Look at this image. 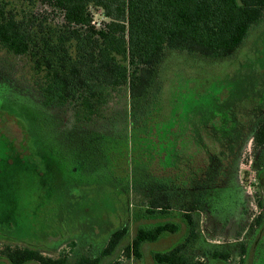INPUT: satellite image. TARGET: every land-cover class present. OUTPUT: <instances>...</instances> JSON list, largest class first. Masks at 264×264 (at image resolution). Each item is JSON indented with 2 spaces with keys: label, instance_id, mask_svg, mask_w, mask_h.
Segmentation results:
<instances>
[{
  "label": "trees",
  "instance_id": "16d2710c",
  "mask_svg": "<svg viewBox=\"0 0 264 264\" xmlns=\"http://www.w3.org/2000/svg\"><path fill=\"white\" fill-rule=\"evenodd\" d=\"M41 1L59 13L62 23L46 25V21L34 16L19 17L0 8V47L26 56L32 63L34 71L41 75L40 90L46 107H66L86 121H101L102 139L96 144L115 172L116 192L128 195L126 166L134 159L130 155L132 146L143 149L159 165L150 170L148 166L147 180L163 195L139 211L140 219L158 221L137 228L124 248L125 257L140 260L142 244L183 232L180 244L153 254L154 262L205 264L188 258L183 250L188 243L200 240L195 217L199 216L197 212H211L209 192L214 180L231 178L232 167L223 161L222 149L216 146L219 137L209 131L210 113L220 109L225 97L215 99L217 103L203 108L197 117L191 116L184 135L175 143L169 141L168 145L165 139L161 142L158 132L168 125L167 113L178 119L179 108L171 93L166 94L159 68L169 51L197 56L202 61L227 58L264 18V0ZM96 13L102 21H94ZM235 91L236 87L232 96H237ZM114 94L119 101L109 108ZM37 112L42 117L46 114ZM51 121L52 134L60 132L59 123ZM170 123L168 132L178 121ZM16 127L20 129L18 124ZM263 145L264 120L254 134V146ZM121 173L126 177H119ZM171 196L187 205L184 212L171 211ZM129 225L127 222L111 233L100 257H81L74 264H99L128 235ZM205 242L201 240V245L210 247ZM28 246L0 248V264L65 263V259L45 257L37 247ZM203 255H209V260L226 261L229 252L215 249Z\"/></svg>",
  "mask_w": 264,
  "mask_h": 264
},
{
  "label": "rangeland",
  "instance_id": "374dc122",
  "mask_svg": "<svg viewBox=\"0 0 264 264\" xmlns=\"http://www.w3.org/2000/svg\"><path fill=\"white\" fill-rule=\"evenodd\" d=\"M0 8L19 17L34 16L46 21V25L62 23L59 13H54L41 0H0ZM94 21H102L99 13L95 14ZM261 30L264 31V18L251 28L240 48L223 59L202 61L197 56L167 52L159 68L160 81L166 94L171 93V98L178 101L179 117L176 119L175 114L167 113L168 125L158 132L161 142L165 139L168 145L169 141L175 143L177 137L184 135L191 116L197 117L203 108L209 109L218 97L232 95L234 87L251 86L253 70L264 62V47L256 62H247L253 59L254 39ZM40 77L26 56L14 55L0 47V248L31 245L45 257L74 264L81 257H100L111 233L128 222L131 224L128 235L99 264L117 261L119 264H156L153 254L178 245L183 240V232L142 244L140 260L125 257L124 248L139 226L158 221L139 217V211L147 208L153 198L163 195L153 183L149 186L147 180L148 166L149 170L154 169L158 163L151 161L143 149L132 146L130 155L137 162L133 159L126 166L130 181L128 195L116 192L115 172L98 147L103 133L101 121H86L66 107H46ZM118 101L114 94L109 108L117 106ZM37 109L46 113L42 114L44 117L36 113ZM51 119L61 128L54 135L50 130ZM176 121L178 124L168 132L170 122ZM252 144L250 140L246 143L238 162L237 183L241 195L230 176L214 180V188L209 192L211 212H197L199 216L195 220L200 240L186 245L183 253L188 258L207 264L213 260L203 253L217 249L229 252L225 264H264V166L259 179L256 149ZM77 161L79 164L74 166ZM169 201L171 211L186 210L187 205L178 199L171 196ZM86 205L87 209L83 210ZM201 240L210 247L201 245Z\"/></svg>",
  "mask_w": 264,
  "mask_h": 264
},
{
  "label": "flooded vegetation",
  "instance_id": "af4514ba",
  "mask_svg": "<svg viewBox=\"0 0 264 264\" xmlns=\"http://www.w3.org/2000/svg\"><path fill=\"white\" fill-rule=\"evenodd\" d=\"M254 42L256 43V47L253 48V59H248L247 62H256L260 58V51L264 47L262 45L264 43V31L261 30L257 34ZM244 64L239 65V68H242ZM259 67V69L253 70L254 80L251 86L247 89L237 88V91H235L237 96L230 95L223 98L220 103V109L212 110V115L210 116L211 124L209 125V131L216 133L219 137L216 146L222 149L220 152L224 154L223 161H226L232 167L231 178L234 181L238 195L241 190L237 183V170L241 153L249 140L254 146V134L258 131L260 123L264 120V62L260 63ZM254 148L256 149L257 176L261 179L260 171L264 166V145L254 146ZM227 221L222 224L223 228L226 227ZM219 262L226 263L223 260H213L207 264H218Z\"/></svg>",
  "mask_w": 264,
  "mask_h": 264
}]
</instances>
